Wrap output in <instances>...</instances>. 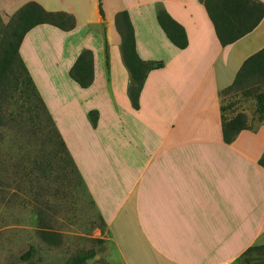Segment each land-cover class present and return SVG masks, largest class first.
Here are the masks:
<instances>
[{
    "label": "crops",
    "instance_id": "0c3cea01",
    "mask_svg": "<svg viewBox=\"0 0 264 264\" xmlns=\"http://www.w3.org/2000/svg\"><path fill=\"white\" fill-rule=\"evenodd\" d=\"M25 1L4 0L0 11ZM34 1L74 19L67 30L32 26L17 51L120 262L234 264L247 246L264 243V117L252 126L245 119L225 142L220 110V90L264 46V14L222 46L200 0H101L103 17L96 0ZM159 8L183 27V48L159 26ZM119 10L136 54L161 61L146 73L136 108L114 27ZM82 49L92 57L85 87L68 75Z\"/></svg>",
    "mask_w": 264,
    "mask_h": 264
},
{
    "label": "rangeland",
    "instance_id": "374dc122",
    "mask_svg": "<svg viewBox=\"0 0 264 264\" xmlns=\"http://www.w3.org/2000/svg\"><path fill=\"white\" fill-rule=\"evenodd\" d=\"M8 8L0 11V53L16 9ZM242 88L222 94L220 103L224 117L241 112L252 126L254 99ZM30 90L11 72L0 81V264H64L88 248L95 253L84 264H122L52 120ZM42 222L60 234L57 245L38 236ZM29 245L31 255L21 259ZM234 264L246 263L239 258Z\"/></svg>",
    "mask_w": 264,
    "mask_h": 264
},
{
    "label": "trees",
    "instance_id": "16d2710c",
    "mask_svg": "<svg viewBox=\"0 0 264 264\" xmlns=\"http://www.w3.org/2000/svg\"><path fill=\"white\" fill-rule=\"evenodd\" d=\"M206 14L212 23L214 33L219 43L224 46L233 42L252 30L264 14V3L260 0H200ZM97 11L103 17L101 0H96ZM156 20L171 43L179 48L186 45V35L183 27L172 19L169 14L159 8L156 11ZM38 23H49L60 29H70L74 24L72 15L62 10H45L34 0H27L18 6L7 22L6 30L8 39L6 46L0 53V81L11 72L13 80L22 84L26 89L29 84L38 101L45 106L36 92L30 76L18 55V45L23 34ZM114 27L120 37V51L124 65L126 66L130 81L127 86V95L133 107H137L138 92L148 70L159 67L160 60H143L135 52L132 25L127 12L119 10L114 14ZM68 75L81 87L90 84L92 80V57L89 49H82L68 69ZM245 86L244 88H242ZM242 88L244 94H250L254 99V112L257 121L264 117V46L249 54L241 62L229 85L220 90L225 94L230 90ZM224 105L221 110V136L223 141L229 142L234 135L246 127L244 114L236 112L229 117L223 115ZM46 111V109H45ZM48 114V112L46 111ZM96 111L89 110L88 115L94 121ZM50 119V116L48 114ZM59 144L65 149L60 137ZM66 150V149H65ZM258 163L264 165V151L258 158ZM38 236L47 244L57 245L60 242V234L53 231L43 222L38 228ZM33 251L29 245L21 254V259H27ZM257 252L255 256L252 254ZM95 253L93 248L80 250L72 254L64 264H84ZM246 264H264V243H252L247 246L236 258Z\"/></svg>",
    "mask_w": 264,
    "mask_h": 264
},
{
    "label": "water",
    "instance_id": "95a60500",
    "mask_svg": "<svg viewBox=\"0 0 264 264\" xmlns=\"http://www.w3.org/2000/svg\"><path fill=\"white\" fill-rule=\"evenodd\" d=\"M104 22V21H103Z\"/></svg>",
    "mask_w": 264,
    "mask_h": 264
}]
</instances>
